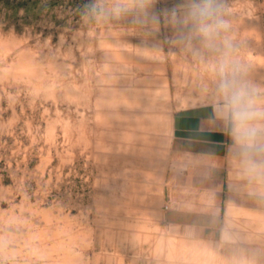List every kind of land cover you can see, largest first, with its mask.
Here are the masks:
<instances>
[{
	"label": "rangeland",
	"instance_id": "374dc122",
	"mask_svg": "<svg viewBox=\"0 0 264 264\" xmlns=\"http://www.w3.org/2000/svg\"><path fill=\"white\" fill-rule=\"evenodd\" d=\"M220 2L206 37L192 0H0V264H264V128L221 229L164 219L174 114L233 72L264 112V0Z\"/></svg>",
	"mask_w": 264,
	"mask_h": 264
},
{
	"label": "crops",
	"instance_id": "0c3cea01",
	"mask_svg": "<svg viewBox=\"0 0 264 264\" xmlns=\"http://www.w3.org/2000/svg\"><path fill=\"white\" fill-rule=\"evenodd\" d=\"M225 103L184 107L173 116L170 151L178 170L168 192L174 205L164 209L169 225L212 232L225 223L227 165L236 146Z\"/></svg>",
	"mask_w": 264,
	"mask_h": 264
},
{
	"label": "clouds",
	"instance_id": "9594fccd",
	"mask_svg": "<svg viewBox=\"0 0 264 264\" xmlns=\"http://www.w3.org/2000/svg\"><path fill=\"white\" fill-rule=\"evenodd\" d=\"M175 15V9H172ZM221 12L220 0H192L189 15L199 24L201 32L207 37L215 26L227 28L228 25L219 19ZM224 69L222 67L221 72ZM220 89L226 101L223 111L225 115L231 114L233 124L232 136L241 151L248 153L259 150L260 133L264 126L254 123L259 117L264 116L255 107L251 93L247 92L239 83L236 73L233 72L230 78L226 77Z\"/></svg>",
	"mask_w": 264,
	"mask_h": 264
},
{
	"label": "built area",
	"instance_id": "2783aa9c",
	"mask_svg": "<svg viewBox=\"0 0 264 264\" xmlns=\"http://www.w3.org/2000/svg\"><path fill=\"white\" fill-rule=\"evenodd\" d=\"M168 208H170V205L169 204H166L165 205V209H168Z\"/></svg>",
	"mask_w": 264,
	"mask_h": 264
},
{
	"label": "bare ground",
	"instance_id": "6f19581e",
	"mask_svg": "<svg viewBox=\"0 0 264 264\" xmlns=\"http://www.w3.org/2000/svg\"><path fill=\"white\" fill-rule=\"evenodd\" d=\"M166 87V86H165ZM157 88V87H156ZM165 89V88H164ZM197 101V100H196ZM191 102H193V100L191 101Z\"/></svg>",
	"mask_w": 264,
	"mask_h": 264
}]
</instances>
